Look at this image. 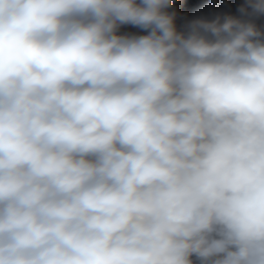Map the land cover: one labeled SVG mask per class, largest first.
I'll return each mask as SVG.
<instances>
[{
	"label": "clouds",
	"instance_id": "clouds-1",
	"mask_svg": "<svg viewBox=\"0 0 264 264\" xmlns=\"http://www.w3.org/2000/svg\"><path fill=\"white\" fill-rule=\"evenodd\" d=\"M172 8L0 0V264H264V0Z\"/></svg>",
	"mask_w": 264,
	"mask_h": 264
},
{
	"label": "trees",
	"instance_id": "trees-1",
	"mask_svg": "<svg viewBox=\"0 0 264 264\" xmlns=\"http://www.w3.org/2000/svg\"><path fill=\"white\" fill-rule=\"evenodd\" d=\"M229 4H234L235 13H239V8L245 4V0H227ZM203 0H173V8L171 10L177 13L176 24L178 29L183 30L185 25L196 19H204L205 15L201 12ZM264 16L256 18L255 22H260ZM125 32L133 31L131 34H146L143 30L132 25H124L121 27Z\"/></svg>",
	"mask_w": 264,
	"mask_h": 264
},
{
	"label": "rangeland",
	"instance_id": "rangeland-1",
	"mask_svg": "<svg viewBox=\"0 0 264 264\" xmlns=\"http://www.w3.org/2000/svg\"><path fill=\"white\" fill-rule=\"evenodd\" d=\"M201 12L205 15L204 19L212 20L217 16L223 17L226 15H232L239 17V13L236 11L234 4H229L227 0H203V6ZM257 25L261 28H264V19L260 22H256ZM130 33L133 31L129 30ZM120 34L128 33L125 32L122 28L119 29Z\"/></svg>",
	"mask_w": 264,
	"mask_h": 264
}]
</instances>
